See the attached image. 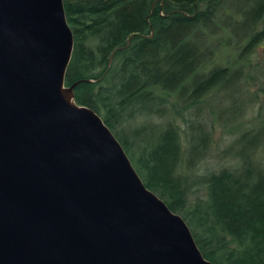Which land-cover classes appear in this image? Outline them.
Segmentation results:
<instances>
[{"label": "trees", "instance_id": "obj_1", "mask_svg": "<svg viewBox=\"0 0 264 264\" xmlns=\"http://www.w3.org/2000/svg\"><path fill=\"white\" fill-rule=\"evenodd\" d=\"M63 5L73 34L64 83L74 85L75 103L101 117L145 186L181 216L203 258L264 264V110L250 128L234 124L252 99L244 66L264 41V0ZM225 50L231 62L220 63ZM259 70L264 75V65ZM216 118L234 127L233 164L190 177L212 153ZM195 186L202 197L190 201Z\"/></svg>", "mask_w": 264, "mask_h": 264}, {"label": "water", "instance_id": "obj_2", "mask_svg": "<svg viewBox=\"0 0 264 264\" xmlns=\"http://www.w3.org/2000/svg\"><path fill=\"white\" fill-rule=\"evenodd\" d=\"M63 0H0V264H211L64 75Z\"/></svg>", "mask_w": 264, "mask_h": 264}, {"label": "rangeland", "instance_id": "obj_3", "mask_svg": "<svg viewBox=\"0 0 264 264\" xmlns=\"http://www.w3.org/2000/svg\"><path fill=\"white\" fill-rule=\"evenodd\" d=\"M227 51L228 50H225L222 51L220 54H218L219 58H217V60L220 61V63L231 62V59L228 58L229 55ZM255 64L261 66H257ZM263 65H264V41L259 44V48H257L254 51V53L249 57V59L245 61L244 72H249V76H248L249 78L247 81L246 90H247V95L251 96L252 99L248 102V106L244 113L243 119L242 120L239 119L236 122H234V124L241 125V128L252 127L254 125V123L252 122V118H254L258 112L262 113L264 110V75L261 74L260 76V70H259ZM64 86L67 85L64 83ZM79 106H86V105H79ZM136 122L137 124H141L145 122L153 123V122H160V119L148 118L143 120L140 118L137 119ZM231 128H234L232 124H227V123L224 124L223 121L218 120L217 118L213 119L211 123L212 153L210 154V156L206 157L203 162L196 164L193 167L192 171L187 172L190 173V177H198L206 170H212V169L215 170L217 167L228 166L233 164V158H231L232 156H229L230 150L229 148H227L229 146L228 145L229 142H231V140L234 137V133L231 132ZM258 159L260 160L261 165H263L264 148L259 149ZM183 173L185 174L186 172ZM191 192L188 195V199L190 201H192L195 197H202L200 187L198 186L191 188Z\"/></svg>", "mask_w": 264, "mask_h": 264}]
</instances>
